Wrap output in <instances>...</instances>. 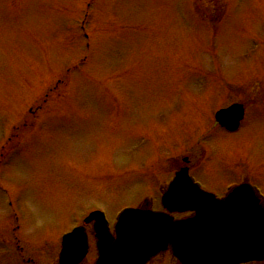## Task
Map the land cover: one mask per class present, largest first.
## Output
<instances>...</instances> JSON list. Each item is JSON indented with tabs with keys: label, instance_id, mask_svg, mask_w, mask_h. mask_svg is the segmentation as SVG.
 I'll return each mask as SVG.
<instances>
[{
	"label": "rangeland",
	"instance_id": "374dc122",
	"mask_svg": "<svg viewBox=\"0 0 264 264\" xmlns=\"http://www.w3.org/2000/svg\"><path fill=\"white\" fill-rule=\"evenodd\" d=\"M236 99L242 129L211 128ZM183 158L206 192L264 193V0H0V256L2 190L43 260L86 212L153 207Z\"/></svg>",
	"mask_w": 264,
	"mask_h": 264
},
{
	"label": "water",
	"instance_id": "95a60500",
	"mask_svg": "<svg viewBox=\"0 0 264 264\" xmlns=\"http://www.w3.org/2000/svg\"><path fill=\"white\" fill-rule=\"evenodd\" d=\"M240 111V108H232L222 113L219 122L223 125L239 122L243 118ZM180 176L171 196L180 203L189 204L198 212L197 216L190 221L172 225H170L171 220H164L149 213L141 214L142 216L136 214L124 216L120 227L124 243L135 246L143 235H152L151 239L154 241L160 238L167 244H177L182 249L187 248V245L191 246L189 259L193 260L198 256L199 261L204 262V257H213L216 248L211 225L219 224L221 219L227 225V228L223 229L227 230L228 245L233 244L231 256L247 258L243 257L244 253L236 251V242H242L243 236H246L244 240L252 242L253 245L251 248L253 251L248 253L258 257L263 256L264 206L256 199L251 187L237 189L224 202H214L213 196L202 192L188 180L183 184L182 178L187 179V177ZM148 218L151 219L149 224H147ZM101 230L105 232V229H100V236L106 240L107 234L102 233Z\"/></svg>",
	"mask_w": 264,
	"mask_h": 264
},
{
	"label": "flooded vegetation",
	"instance_id": "af4514ba",
	"mask_svg": "<svg viewBox=\"0 0 264 264\" xmlns=\"http://www.w3.org/2000/svg\"><path fill=\"white\" fill-rule=\"evenodd\" d=\"M187 164H188V162H187ZM183 167L189 168V165H183ZM220 196L223 197V193L220 194ZM159 211H164V210L161 207L159 209ZM187 215H191V214H187ZM176 217H179V214H177ZM85 231L87 233V238H88V252H87L86 256L84 257V259L80 263H77V264H98L99 250L97 247V241H95L94 224L86 226ZM110 232L112 233L113 236H115L114 235L115 234L114 224L110 225ZM60 242L61 241H59V245L56 244V247L54 249H47L46 250V252H48V251L52 252L53 256H51V257L44 256L43 260L40 259L39 257H35V258H31L27 261L24 260V258L22 256L21 257L23 258V261L25 264H61L60 259L58 258V253L60 251ZM3 259L8 260L9 254L3 255ZM16 260H21V258L16 256ZM144 264H182V263L172 254V252L170 250H167V251L161 253L160 255L152 258L151 260H149L148 262H146ZM243 264H264V260L253 261V262H248V263H243Z\"/></svg>",
	"mask_w": 264,
	"mask_h": 264
}]
</instances>
